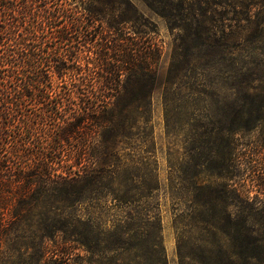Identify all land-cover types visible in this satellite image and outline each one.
I'll return each instance as SVG.
<instances>
[{
	"label": "trees",
	"instance_id": "trees-1",
	"mask_svg": "<svg viewBox=\"0 0 264 264\" xmlns=\"http://www.w3.org/2000/svg\"><path fill=\"white\" fill-rule=\"evenodd\" d=\"M142 1L177 32L165 75L157 28L131 0L84 11L0 0V264H169L156 92L167 132L186 131L187 155L168 162L179 264H264L254 206L233 220L228 202L203 197L216 192L215 149L233 147L216 136L264 125V86L246 83L257 75L244 73L232 40L248 30L264 39V0ZM238 76L220 97L216 79Z\"/></svg>",
	"mask_w": 264,
	"mask_h": 264
},
{
	"label": "rangeland",
	"instance_id": "rangeland-1",
	"mask_svg": "<svg viewBox=\"0 0 264 264\" xmlns=\"http://www.w3.org/2000/svg\"><path fill=\"white\" fill-rule=\"evenodd\" d=\"M68 2L70 8L75 10L84 11L86 8L93 9L94 2L92 0H64ZM132 4L140 9L145 16L153 22L157 28V35L155 38L161 43L163 47V54L160 62V72L165 75L172 58V53L176 46L177 32L172 33L167 27L166 21L154 15L145 5L142 0H131ZM96 4V3H95ZM64 6H67L65 3ZM110 17L107 16L103 22V28L108 29ZM246 31L242 35L234 37L232 40L234 44L240 45V48L245 50L242 56H238V64H242L246 68L244 73L247 75L256 74L257 76L250 77L246 83L251 86H264V39L257 41L252 33ZM240 43V44H239ZM255 50V51H254ZM257 50V51H256ZM230 65V62H227ZM238 67V66H237ZM261 80H260V79ZM246 79V77H245ZM242 76L216 79L217 92L219 96H228L232 86L237 88L241 85ZM1 84V83H0ZM1 88V85H0ZM0 99L2 96L0 93ZM230 101H234L236 97H232ZM175 118V117H173ZM221 118V117H220ZM219 119V118H217ZM153 126H154V139L157 160L159 162V171L161 181L163 183V190L159 194L160 213L163 224V236L166 255L169 264H179L177 254V235L175 230V209L173 208V201L170 198V169L168 162L179 167L180 161L185 151V137L186 131L178 129L171 130L169 133L165 127V118L163 111V101L160 93L156 92L153 97ZM232 143V150L229 152L221 153V149H215L214 161L217 164L215 176L212 179L213 186L216 190L215 194L210 195L207 189H204V198L213 197L219 202L226 201L229 206L227 212L232 216L233 220L245 215L249 212L250 205L254 206L253 213L257 215L259 224L256 228L260 234L264 236V125L256 131L251 132H236V133H223L216 136L217 145L225 141ZM219 150V153H218ZM207 155V150L202 148L200 151L201 158ZM175 172L177 171L174 170ZM203 181H207L206 175H203ZM110 203L107 204V206ZM226 208V207H225ZM92 208L87 211L91 214ZM217 211L224 215V205L219 204ZM100 211L92 213V218L101 219L103 221L112 219V213L104 209V215L99 214ZM65 251H68L69 246H63ZM82 255L85 253L81 252ZM103 264H121L117 260L108 258ZM124 264V263H122ZM131 264H140L138 260Z\"/></svg>",
	"mask_w": 264,
	"mask_h": 264
}]
</instances>
